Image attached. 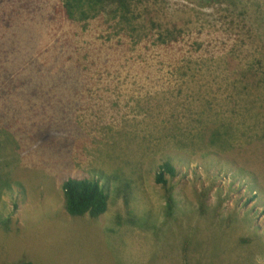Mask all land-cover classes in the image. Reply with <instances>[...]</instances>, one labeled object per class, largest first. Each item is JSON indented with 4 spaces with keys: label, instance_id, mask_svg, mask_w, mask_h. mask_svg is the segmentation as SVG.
Segmentation results:
<instances>
[{
    "label": "rangeland",
    "instance_id": "rangeland-1",
    "mask_svg": "<svg viewBox=\"0 0 264 264\" xmlns=\"http://www.w3.org/2000/svg\"><path fill=\"white\" fill-rule=\"evenodd\" d=\"M198 2L158 0L150 14L176 26L177 42L142 39L139 49L111 27L96 36L94 23L70 26L55 0H0V72L31 83L35 108L10 100L32 138L15 136L26 164L5 155L12 145L1 149L0 165L9 161L20 183L0 184V264H264V0ZM66 39L85 52L86 78L99 86L82 128L72 125L80 85L56 86L73 69H18L45 61L53 44L66 54ZM52 83L55 94L45 90ZM85 131L86 153L71 148L67 166L86 162V176L106 191L98 217L65 211L50 159ZM170 162L175 174L157 184Z\"/></svg>",
    "mask_w": 264,
    "mask_h": 264
},
{
    "label": "trees",
    "instance_id": "trees-1",
    "mask_svg": "<svg viewBox=\"0 0 264 264\" xmlns=\"http://www.w3.org/2000/svg\"><path fill=\"white\" fill-rule=\"evenodd\" d=\"M163 2L165 0H162ZM183 1V0H180ZM189 2L191 0H184ZM198 5L205 6L210 3L221 4V3H233L238 0H198ZM202 1V2H201ZM57 2V8H54V13L58 14L60 19H65L70 26L75 27L77 30L87 28L88 24L94 23L96 26L95 32L99 35L104 28H112L115 30L113 33L115 36L125 37V40L129 39L136 47L141 49V40L144 39L143 46H147L153 43H160L162 45H170L173 42H177V35L179 34L176 30L175 25L161 26V22L155 21L152 14H150L155 6L158 4V0H55ZM194 3V0H192ZM86 32L90 33V30L86 29ZM148 37H151L150 39ZM112 41V40H111ZM68 44V50L65 51L61 48V43L53 44L49 50L48 58L44 57L45 61H42L35 57V59L28 62L27 65L22 64L19 66L20 72L32 71L33 68L43 71L46 75L54 73H66L67 69H73L75 77L70 79L63 78L62 80L56 79V86L65 82H75L80 85L78 90L80 105L78 107L73 106L72 108V125L75 128H82L86 123V113H93L94 104L90 100H86V97L91 95L92 90L97 89L98 83L96 78H86V63H84L85 52H81L78 49H71L70 43L66 39ZM223 49V48H222ZM13 52V53H12ZM7 56V61L15 58L16 51H12ZM230 52V51H229ZM12 55L11 59H8ZM46 56V55H44ZM38 64H34L35 61ZM58 60L57 63L54 61ZM16 61V60H15ZM15 61H10L13 63ZM12 75L7 70L0 72V156L2 146L12 145V152L8 149L5 155L15 156L14 160L19 165L26 164L21 158L26 156L21 153L19 149V143L16 139H22V136L31 139L30 129L22 121L12 117L10 113V100L15 99V104L18 101V105H15L18 110L23 104L27 105V112H31L32 95L27 94V86L31 85L29 81H23L21 79H12ZM37 84H33V87L28 90L34 92ZM51 87L52 94H55L54 83L48 85L45 90ZM72 93H77L73 84L70 85ZM85 90V96L82 91ZM63 97V93H60ZM55 97L57 95H54ZM73 101V100H72ZM36 105V104H35ZM63 105V104H62ZM38 105H36L37 107ZM237 107H240L238 104ZM31 108V109H30ZM234 108H236L234 106ZM64 107L60 109V113ZM237 109V108H236ZM6 111V112H5ZM22 111V110H21ZM89 111V112H86ZM8 112V113H7ZM221 112H216L217 120H221L224 124L230 125L229 120H223L220 116ZM235 115L243 116L242 114ZM6 117V118H5ZM236 122V121H234ZM218 126V127H216ZM211 130L215 133L220 131V124L217 123ZM225 128V127H224ZM224 128L222 130H224ZM196 134V133H195ZM194 134V135H195ZM198 134V133H197ZM16 136V137H15ZM193 141V140H192ZM32 147V144H30ZM63 146L65 144L63 143ZM86 147V131L85 136L77 137L72 140V145L67 147L68 153L63 151L61 148L60 154L50 156L51 162L58 169L59 180L63 195V207L65 211L72 216L89 215L90 217H98L105 212L107 208L108 195L104 189L100 186L98 179L90 178L86 176V162H76L73 167H68L67 164H71L70 160V149L75 148L76 154L81 156L86 152L83 150ZM55 153V152H54ZM4 155V156H5ZM29 159V158H28ZM1 161V159H0ZM52 164V165H53ZM40 165L45 166L44 162L38 160L34 162V167ZM51 165V166H52ZM173 164L165 163L163 167H160L156 172V183L165 184V175L173 176L175 173ZM160 166V165H159ZM158 166V167H159ZM10 162L0 165V184H5L6 190H11L12 184L19 185L20 182L12 177V169H9ZM74 170V171H73ZM59 171H64L60 173ZM19 187V186H18ZM172 199L169 195L167 200ZM18 264H33L30 261H20Z\"/></svg>",
    "mask_w": 264,
    "mask_h": 264
}]
</instances>
